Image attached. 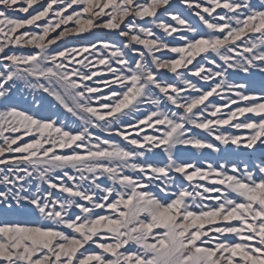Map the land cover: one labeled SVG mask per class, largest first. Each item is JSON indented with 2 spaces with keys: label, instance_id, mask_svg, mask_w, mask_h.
Instances as JSON below:
<instances>
[{
  "label": "snow or ice",
  "instance_id": "obj_1",
  "mask_svg": "<svg viewBox=\"0 0 264 264\" xmlns=\"http://www.w3.org/2000/svg\"><path fill=\"white\" fill-rule=\"evenodd\" d=\"M181 3L0 0V264H264V0Z\"/></svg>",
  "mask_w": 264,
  "mask_h": 264
},
{
  "label": "rangeland",
  "instance_id": "obj_2",
  "mask_svg": "<svg viewBox=\"0 0 264 264\" xmlns=\"http://www.w3.org/2000/svg\"><path fill=\"white\" fill-rule=\"evenodd\" d=\"M42 2H46V0H42ZM253 2L254 3H259L260 0H253ZM171 8L173 10H175L176 12L181 13L184 17H186L193 24H197V25L200 24L198 18L195 17L194 14L185 5H183L181 3V0H171ZM69 11H71V10H69ZM217 11L219 12L220 10L218 9ZM16 15L20 16L21 18H24L26 16V14H21V13H17ZM161 15H163V14L161 13ZM205 15H207V14H205ZM165 19L168 22L173 23V25L175 26V22L171 21L170 18L165 17ZM60 30L61 29H57V32H59ZM155 31H156V33L158 35L162 34L161 30H159V29H156ZM96 36L102 37V38H105V39H116L115 33L111 32L109 30H104V31L96 32L95 36H89L88 34H81L79 36L71 35L65 41H63V42H59L58 41L57 43L61 47H70V46H74V45L85 44V43H88L89 41H93ZM169 39H171V38H169ZM157 55H161V53H157ZM163 56L165 58H175V54H172V53H170L168 51H165L163 53ZM197 59H199V57H197ZM193 63H195V61ZM191 67L192 66L189 65V68H191ZM102 78L106 79L107 77L105 76V77H102ZM190 78H192V77H190ZM166 79H168L171 82L174 79V74H172L170 72L167 73ZM192 79L194 80V82H197L196 78H192ZM257 79H259V78L257 77ZM199 83H200V86L207 87L206 85L203 84V82H199ZM25 96L27 97L28 100L31 99V96H29L27 93H25ZM233 98H235V97H233ZM210 100L213 103H223V100H221L220 97H216V96L210 97ZM19 103H20L21 108H27L28 107V105L23 100H20ZM146 107L147 106L142 107L141 111L142 112L145 111ZM231 107L235 108L236 105H232ZM222 111L227 112L228 109H223ZM246 115L252 116L253 114H246ZM129 119H131V117H129ZM239 119L241 121H243L244 117H240ZM221 130L222 131H227V132H229L231 134H234V135L251 134L250 130H237V129L231 128L229 125L221 126ZM196 131L200 132L204 136H207V133H204L202 130H196ZM97 135H102L103 138H106V139L109 138V134L101 133L99 130H97ZM111 138L115 139L117 141H121L120 137L113 136ZM25 139H27V138H25ZM208 139L211 140V139H213V137L209 136ZM216 143L219 144V142H216ZM219 146L221 148V151L218 152V153L212 151L211 149L197 150V149L189 148V149H186V150L183 151V155L186 158H191V160L198 161L202 166L204 165L205 160H207V162H209V163L217 164V163L223 162L224 159L244 160V159L247 158L245 155L237 153L235 151V146H225V145H219ZM161 158H163V157L161 156ZM0 167H2V166H0ZM128 174H132V173L129 172ZM185 183H187V182H185ZM201 183H210V181H207V182L201 181ZM153 191H155V190L153 189Z\"/></svg>",
  "mask_w": 264,
  "mask_h": 264
}]
</instances>
